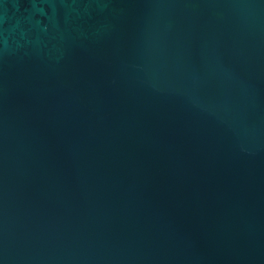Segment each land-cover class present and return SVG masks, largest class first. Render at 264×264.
<instances>
[{
    "label": "water",
    "instance_id": "water-1",
    "mask_svg": "<svg viewBox=\"0 0 264 264\" xmlns=\"http://www.w3.org/2000/svg\"><path fill=\"white\" fill-rule=\"evenodd\" d=\"M0 264H264V0H0Z\"/></svg>",
    "mask_w": 264,
    "mask_h": 264
}]
</instances>
